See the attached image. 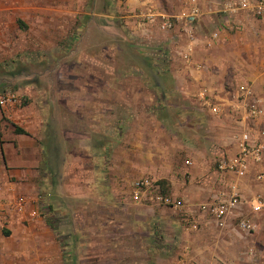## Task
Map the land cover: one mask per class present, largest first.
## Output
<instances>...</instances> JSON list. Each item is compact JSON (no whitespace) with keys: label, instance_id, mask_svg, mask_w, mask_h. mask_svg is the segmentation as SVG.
I'll use <instances>...</instances> for the list:
<instances>
[{"label":"crops","instance_id":"0c3cea01","mask_svg":"<svg viewBox=\"0 0 264 264\" xmlns=\"http://www.w3.org/2000/svg\"><path fill=\"white\" fill-rule=\"evenodd\" d=\"M96 1L70 4L73 20L85 21L76 25L78 89L72 78H57L54 95L65 98L51 105L29 82L17 89L28 107L0 112V264L104 260L102 251L86 254L89 245L104 244V213L117 234L109 244L122 245L115 247L119 260L150 238L143 225L154 220L169 264H264V210H252L255 198L264 199V178L257 179L264 159L244 177L218 171L221 160L237 157L244 134L264 143V113L251 118L240 94L249 87L264 111V16L225 12L234 0H199L196 17L193 0H103L93 18L88 6ZM55 2L0 0V37L10 35L6 22L16 31L45 13L55 20ZM165 17L177 21L174 29H161ZM184 26L196 37L190 54ZM143 177L175 205H134L132 186ZM235 194L242 202L220 228L207 207ZM124 222L138 229L131 238Z\"/></svg>","mask_w":264,"mask_h":264},{"label":"rangeland","instance_id":"374dc122","mask_svg":"<svg viewBox=\"0 0 264 264\" xmlns=\"http://www.w3.org/2000/svg\"><path fill=\"white\" fill-rule=\"evenodd\" d=\"M96 2L97 5L90 4V6H88L93 18H96L93 14L100 12L103 0H99L101 5L98 4V1ZM71 3L72 0H56L55 20L48 21L47 13H45L43 15L44 20H24L25 27L22 26V28L17 24L20 30L16 29V31H14L11 22H6L9 25L10 35L8 37H0V99L7 95L16 94L18 96V102L6 106L0 105V112H6V110L18 111L28 107L30 104L29 98L26 95L17 94V89L28 87L29 82L34 83V85L31 86H35L36 89H38L37 92H42V94L38 93L39 95H37L39 99H48L51 105L53 97H55L56 100L59 98L61 101L65 98L64 95H60L58 91H56L54 95V90L56 89L52 88L55 86L61 88L60 85L58 86L57 78H72V80L75 81L72 85L73 88L78 89L79 72H77L74 67L78 65L81 54L80 49L76 47L80 41V32L77 31L78 28L76 25H81L85 23V21L80 20L76 22L73 20V15H70L69 12L71 11ZM66 8L68 9L67 14L65 13ZM86 24H91L93 28H95L96 22L91 20L86 22ZM92 31L94 30L91 29V32ZM95 55L96 54L91 55L90 59H96ZM98 59H101L100 56ZM74 104H78V100H75ZM63 105L64 103L60 104L62 110H59V112H64ZM134 211L135 209L132 212L135 213ZM153 213L155 214V212ZM141 214L147 216V214L140 212V215ZM109 216L111 217L110 214L104 213L101 216L102 219H100V222L105 225V234H103L104 236L101 240L104 244L95 245L93 243L89 245L86 250L88 256H94L96 253H99V251H102V253L105 254V258H107L111 264L170 263L171 260L163 259V229L159 228L158 225V228H156L154 220L143 225L145 226V232H152L150 238H146L145 240L141 238L142 243H139L140 246L134 243L131 253L125 257L121 256L125 260L122 258L119 260L115 247L122 248V245L109 244V241L117 236V234L112 235L114 233V231L112 232L114 224L105 223L106 220L108 221L111 219ZM60 221L65 223L66 220L61 218ZM118 221L119 224L122 222L121 219H118ZM124 223V230H126L125 235L131 238L138 229L132 227V224L127 225L126 222ZM155 230L156 234L154 233ZM62 232L63 234H61V236L68 235V231L64 229H62ZM138 236H141V234H138ZM159 238L161 242H159ZM93 241H95V239L90 242ZM80 247L81 246L77 247L78 252H80ZM142 247L145 248L144 251L140 250ZM114 253H116V255ZM84 263L90 264L91 262L84 261Z\"/></svg>","mask_w":264,"mask_h":264},{"label":"built area","instance_id":"2783aa9c","mask_svg":"<svg viewBox=\"0 0 264 264\" xmlns=\"http://www.w3.org/2000/svg\"><path fill=\"white\" fill-rule=\"evenodd\" d=\"M196 2L192 10V16L196 17L200 15V9L198 7L199 0H193ZM225 12L236 14L239 11H247L255 17L261 18L264 16V0H234L233 2H228L223 7ZM189 17H183L182 19L188 20ZM179 20V19H176ZM177 21L172 18H164L162 21V30H172L175 27ZM184 32L188 43L186 45V54H190L194 50V42L196 41L195 34L193 30L184 26ZM218 39V33H214L210 42L216 41ZM187 58V56H186ZM242 100L245 103L248 114L251 118L263 115L264 111L257 105V100H254V93L249 87H243L240 90ZM18 102V96L16 94L7 95L0 99V105L6 106L9 104H14ZM213 112L218 113L219 109L213 107ZM264 159V143H252L249 134H244L240 141V151L237 157L233 160H221L218 164V171L221 173H234L238 177H244L249 171V166L251 163H259ZM186 164H189L187 162ZM263 175L257 176L258 180H262ZM132 192V202L135 204H150L155 206H165L173 207L175 203L172 198L167 196L162 191L161 185L151 177H143L136 180L133 183ZM242 202L241 197L238 194L231 196L229 201L218 200L207 207L208 211L212 215V218L220 228H224L226 225L227 218L229 214L235 210ZM24 204V199L20 198L17 201V208L21 209ZM252 210L254 212H261L264 210V199L255 198L252 201ZM5 207L0 200V221L3 220V212ZM240 227L245 231H252L254 227L252 224L241 221L239 223Z\"/></svg>","mask_w":264,"mask_h":264},{"label":"trees","instance_id":"16d2710c","mask_svg":"<svg viewBox=\"0 0 264 264\" xmlns=\"http://www.w3.org/2000/svg\"><path fill=\"white\" fill-rule=\"evenodd\" d=\"M18 131H19L20 133H24V132L21 131V130H18ZM162 191H163V187H162ZM93 262H94V263H93ZM93 262H92V264H111L110 261H109L107 258H104V260H101V261H100L99 259H98V260L96 259V260L93 261Z\"/></svg>","mask_w":264,"mask_h":264}]
</instances>
